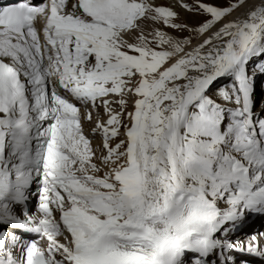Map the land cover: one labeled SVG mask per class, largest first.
<instances>
[{
    "label": "snow or ice",
    "instance_id": "1",
    "mask_svg": "<svg viewBox=\"0 0 264 264\" xmlns=\"http://www.w3.org/2000/svg\"><path fill=\"white\" fill-rule=\"evenodd\" d=\"M179 6L0 4V264L264 258V0Z\"/></svg>",
    "mask_w": 264,
    "mask_h": 264
},
{
    "label": "bare ground",
    "instance_id": "2",
    "mask_svg": "<svg viewBox=\"0 0 264 264\" xmlns=\"http://www.w3.org/2000/svg\"><path fill=\"white\" fill-rule=\"evenodd\" d=\"M187 0H184V2L186 3ZM153 2L157 5H168V6H171L174 10V7L176 8L175 11H177L178 13L181 14V18L183 17V19H187V17L185 16V14H188L186 11H184L180 6V0H153ZM194 3V2H193ZM180 14H179V17H180ZM233 15H236V13H233ZM189 25H193V24H190L188 23ZM162 27V26H161ZM165 31H167L169 34L171 35H179V34H176L173 32L172 29H167L165 28L164 29ZM114 107V105H113ZM100 112H102V110L100 109ZM98 137H90V139H92V144H93V147H97L98 145H100L102 143L101 140H97ZM93 140H95V143L93 142ZM27 238V237H25ZM261 259H258V258H254V259H249L248 260V263L247 264H263V262H258L260 261Z\"/></svg>",
    "mask_w": 264,
    "mask_h": 264
},
{
    "label": "rangeland",
    "instance_id": "3",
    "mask_svg": "<svg viewBox=\"0 0 264 264\" xmlns=\"http://www.w3.org/2000/svg\"><path fill=\"white\" fill-rule=\"evenodd\" d=\"M194 2V0H187L186 3L188 4H192ZM205 2H214V0H205ZM168 6V5H166ZM171 7V6H169ZM174 10H176V8L174 7ZM184 11H186L188 14H185V16L187 17V19H183V17L181 18V14H180V21L179 22H185V23H190V24H196L198 23L200 20H202L204 17L202 16H199L195 13H192V12H189L185 9H183ZM174 33H176L174 30H173ZM176 34H179L181 35L180 33H176ZM182 35H188V33H183ZM93 142H95V140H93ZM259 263L260 262H263V260H260L258 261Z\"/></svg>",
    "mask_w": 264,
    "mask_h": 264
}]
</instances>
